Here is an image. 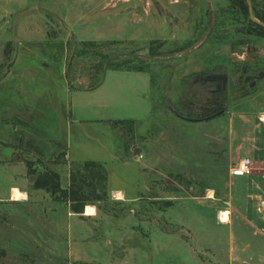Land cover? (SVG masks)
Wrapping results in <instances>:
<instances>
[{"label": "rangeland", "instance_id": "rangeland-1", "mask_svg": "<svg viewBox=\"0 0 264 264\" xmlns=\"http://www.w3.org/2000/svg\"><path fill=\"white\" fill-rule=\"evenodd\" d=\"M250 2L264 23V0ZM129 64L143 71L114 67ZM9 99L21 117L6 114ZM48 100L61 137L81 134L65 128L67 102L90 135L123 143L109 168L132 187L124 197L107 191L78 212L59 191L66 165L53 188L50 164L15 146L35 122L51 130L48 106L38 123L30 109ZM20 120L24 130L4 134ZM105 120H132V131L116 124L113 136ZM256 135L264 141V27L246 0H0V151L12 141L13 159L28 161L27 175L0 168V264H264L261 215L219 217L231 169L249 158L264 170ZM12 177L19 199L4 192Z\"/></svg>", "mask_w": 264, "mask_h": 264}, {"label": "crops", "instance_id": "crops-1", "mask_svg": "<svg viewBox=\"0 0 264 264\" xmlns=\"http://www.w3.org/2000/svg\"><path fill=\"white\" fill-rule=\"evenodd\" d=\"M102 81H100L99 84H101ZM65 91L68 92L69 89L65 88ZM14 104L10 102V99L9 101H5L4 108L6 110V114L12 115L13 113V116H17L19 114V117H21L22 114L20 111L23 108V102L20 103V107ZM65 104V110L67 109L65 112V128L69 131L71 127L74 126L75 128H77L78 131L81 130L80 135H76V138L74 139L69 134H67L64 138L61 137V133H63L62 128L64 126L63 123H61L60 121V112L58 111L59 109L57 104H54V102H51L49 100L46 103H43V101H41L39 104H35L34 107L32 106L30 108L32 111V119H35L37 123L38 121L41 122L42 119H44L45 114L42 109L43 107L48 106L47 108L50 111L51 117V130L48 129L46 132H44L41 128V132L39 128L42 127L43 124L40 123L39 128L37 129V127L34 126L36 124L35 122L32 127L33 132L29 134L27 133V131L24 137L19 134L17 140L13 139L16 141L15 146H19L22 149L27 150L28 154L30 152L33 154V156H37L42 161L46 162L47 164H50L49 169H46L48 171L55 172L58 174V167L61 164H65V179L67 181L65 188L67 187V183H69V168L71 163L83 162L88 160L101 162L103 165H105V169L107 172V190L113 194L118 193L119 195H123L124 197L128 193L127 191L129 189H132V187H129V183H127V179H125V177L121 175L117 176L119 170L109 168V165L112 162H117L118 159L123 161V159L126 158V155H124L123 151V143L122 145L120 144L119 147L116 142H111L109 140L108 142H104V139H101V137L92 134L90 135L87 131L89 121L87 122V120L73 119L71 116V112L68 109L69 105L67 104V102ZM19 109L20 111L18 114L14 112L18 111ZM105 122L102 125L104 130L108 131L110 134H113V136H115L114 130L116 127H113L111 122L108 120H105ZM20 123L23 125V127H20L17 124L13 125L12 122H5L3 129L4 134H11L9 135V138H14L12 136L14 133H17L18 130H22L24 126H27L26 122L20 120ZM233 125L238 127V121H235ZM255 131H257L256 128ZM261 131L263 132V130L260 129L259 133H262ZM256 136H253V138H251L253 142V150L251 154L254 158H256V156L258 157L257 163L264 164V152H262L261 156H259L258 152H256V149L261 151L262 149H264V141L262 139H259L260 135ZM6 143L9 144V150L4 152L0 151V168L5 169L10 175H16V173L27 175L28 161L14 160V145L12 146V141L9 140H6ZM87 153H95L96 156L88 158ZM61 155H63L62 159H60ZM239 180H242L243 184L245 185L243 188L240 189L239 186L242 187V185L237 184V181ZM133 186L134 189H138L139 183H135V185L133 184ZM13 190H18L22 194L23 192H25L22 182L18 181L16 177H12L11 179H9L7 186H5L4 188L5 193L10 191L12 193ZM227 194V199L224 200L225 205H227V210L220 211L227 212V220L224 221V225L231 224V220L233 217H238L239 219L247 222L246 215H248L249 213L250 206H252V209L257 212V214L261 215L260 219L264 221V208H262L260 204L261 201H264V170L252 168L250 170V173L245 175L230 174L227 185ZM235 198L237 199L236 204L233 203ZM205 202L212 203L210 204L212 206L216 205L214 204L215 201L213 200H206ZM87 207L92 206L85 205V208ZM89 209L91 211V208ZM239 210L243 213H241ZM262 229L264 230V227H262Z\"/></svg>", "mask_w": 264, "mask_h": 264}, {"label": "trees", "instance_id": "trees-1", "mask_svg": "<svg viewBox=\"0 0 264 264\" xmlns=\"http://www.w3.org/2000/svg\"><path fill=\"white\" fill-rule=\"evenodd\" d=\"M255 18H258L256 12H253ZM257 24V23H256ZM156 41H151L148 46V55L156 56L152 44ZM115 69H125L134 71H143L141 68H135L133 66L127 65H116ZM113 67V68H114ZM128 123L129 128L127 130L132 131L133 121H114L111 124L116 126L120 124ZM122 129V128H121ZM122 131V130H121ZM48 171V170H47ZM55 179L53 188H56L58 184V175L55 172L48 171ZM44 186L51 188L49 183L44 182ZM60 193L69 200L73 206L79 207L78 212H82L84 206L87 203H95L103 201L107 196V172L105 166L98 161H83L74 162L70 164L69 168V183L66 188L60 189Z\"/></svg>", "mask_w": 264, "mask_h": 264}, {"label": "built area", "instance_id": "built-area-1", "mask_svg": "<svg viewBox=\"0 0 264 264\" xmlns=\"http://www.w3.org/2000/svg\"><path fill=\"white\" fill-rule=\"evenodd\" d=\"M250 159L243 158L241 159L233 169H231V173L233 175H245L250 173ZM261 207L264 208V201H261Z\"/></svg>", "mask_w": 264, "mask_h": 264}, {"label": "water", "instance_id": "water-1", "mask_svg": "<svg viewBox=\"0 0 264 264\" xmlns=\"http://www.w3.org/2000/svg\"><path fill=\"white\" fill-rule=\"evenodd\" d=\"M246 2H247V5H248V11H249L250 19H251L253 22H255V23H257V24H259V25H261V26L264 27V23L261 22V21H258V20L254 17V14H253V10H252V7H251V2H250V0H246ZM105 72H106V69H104V71H103V76H102V78L104 77Z\"/></svg>", "mask_w": 264, "mask_h": 264}, {"label": "bare ground", "instance_id": "bare-ground-1", "mask_svg": "<svg viewBox=\"0 0 264 264\" xmlns=\"http://www.w3.org/2000/svg\"><path fill=\"white\" fill-rule=\"evenodd\" d=\"M22 195H23V194L20 193L18 190H14V191H13V197H14V198L19 199V198L22 197ZM87 211L89 212L90 209L88 208ZM219 217H220V220H221V221H223V222L226 221V220H227V212H226V211H222V212H220Z\"/></svg>", "mask_w": 264, "mask_h": 264}]
</instances>
